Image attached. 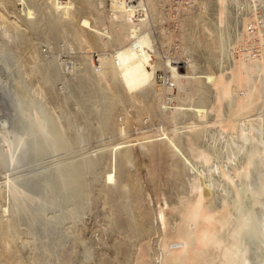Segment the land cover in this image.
Wrapping results in <instances>:
<instances>
[{"label": "bare ground", "instance_id": "1", "mask_svg": "<svg viewBox=\"0 0 264 264\" xmlns=\"http://www.w3.org/2000/svg\"><path fill=\"white\" fill-rule=\"evenodd\" d=\"M0 104V264H264V0H0Z\"/></svg>", "mask_w": 264, "mask_h": 264}, {"label": "rangeland", "instance_id": "2", "mask_svg": "<svg viewBox=\"0 0 264 264\" xmlns=\"http://www.w3.org/2000/svg\"><path fill=\"white\" fill-rule=\"evenodd\" d=\"M30 37H33L32 39H33V41L35 42V44H37V42H39L40 40H38L37 39V37L35 36V35H30ZM37 39H35V38ZM40 43H42V41H40ZM39 44V43H38ZM29 45V44H28ZM26 46V45H25ZM52 46V45H51ZM42 50H47L48 51V48L46 47V46H44V42L42 43V44H40V46H39ZM53 48H52V52H54V53H56L57 51H60V57H62V58H67L68 57V60H70L71 59V57H75L77 54L74 52V54L72 55V53L73 52H71V53H66V50H65V47L63 48V45L61 44V46H58V45H56V46H52ZM63 48V49H62ZM49 52V51H48ZM53 54V53H52ZM70 54V55H69ZM65 55V56H64ZM70 57V58H69ZM1 105L2 104H0V107H1ZM6 109V107H5V105L3 104V106L1 107L2 109L0 110V120L4 117V115H5V112H4V108ZM106 139H108L107 137H105V138H98V139H93L88 145H87V147H86V149H88L87 151L89 152V153H91V154H93V153H95L96 151H97V149L99 148V147H101L102 146V143L104 142V140H106ZM99 140H101V141H99ZM99 142V143H98ZM102 142V143H101ZM96 147H97V149H96ZM56 156V155H55ZM55 156H49V158L47 157L46 158V160L47 161H49V160H52ZM58 156H61V155H58ZM57 157V156H56ZM46 160H44V161H42V162H47ZM139 167H141V164L139 163V165L137 166V168L139 169V171L137 172V174H139L140 176H141V182H142V184L145 186L146 184H147V181H146V177H145V175H144V173H145V171H144V166H142V171H140L141 170V168H139ZM141 173V174H140ZM2 183H3V181L0 179V185H2ZM145 183V184H144ZM95 212H96V210L95 211H92V213H88V215H86V217H84V220H85V224H86V226H89V228H87L86 227V235L88 236L89 235V237L90 238H93V239H95L96 240V238H97V235H98V232H100L99 231V229H101V227L99 226H97V227H95L96 226V222L99 220V219H94L95 218ZM90 214H92L93 216H94V218H92L93 216H91ZM91 217H90V216ZM88 216L90 217V218H88ZM89 220V221H88ZM95 221V222H94ZM87 222V223H86ZM93 225H95V226H93ZM88 230V231H87ZM109 239V238H108ZM100 249H99V248ZM94 248H95V250L96 251H98L99 252V254H100V252L101 251H99V250H101V249H103V248H105V246H103V245H99V246H94ZM108 249V248H107ZM110 249V248H109ZM108 249V251H110L111 252V249L109 250ZM101 255V254H100Z\"/></svg>", "mask_w": 264, "mask_h": 264}]
</instances>
